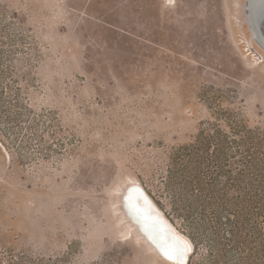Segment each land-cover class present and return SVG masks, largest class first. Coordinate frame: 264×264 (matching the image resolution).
<instances>
[{
    "label": "rangeland",
    "instance_id": "1",
    "mask_svg": "<svg viewBox=\"0 0 264 264\" xmlns=\"http://www.w3.org/2000/svg\"><path fill=\"white\" fill-rule=\"evenodd\" d=\"M256 4L0 0V264H173L126 216L131 182L190 244L185 264H240L238 216L260 260Z\"/></svg>",
    "mask_w": 264,
    "mask_h": 264
},
{
    "label": "water",
    "instance_id": "2",
    "mask_svg": "<svg viewBox=\"0 0 264 264\" xmlns=\"http://www.w3.org/2000/svg\"><path fill=\"white\" fill-rule=\"evenodd\" d=\"M255 6V17L264 35V6L260 7L257 4ZM122 204L128 219L134 223V227L145 241L164 254L169 253L170 256L178 254L175 251L179 246L178 237L171 231L170 226L154 213L153 206L142 193H138L134 199L123 198ZM162 248L164 250H161Z\"/></svg>",
    "mask_w": 264,
    "mask_h": 264
},
{
    "label": "bare ground",
    "instance_id": "3",
    "mask_svg": "<svg viewBox=\"0 0 264 264\" xmlns=\"http://www.w3.org/2000/svg\"><path fill=\"white\" fill-rule=\"evenodd\" d=\"M250 1V0H248ZM250 4V2H248ZM249 4H246V5H249ZM249 6H247V9H248ZM255 9V8H254ZM255 11V10H254ZM253 11V12H254ZM248 12V11H247ZM249 13V12H248ZM251 13V12H250ZM249 13V14H250ZM248 14V16H249ZM251 18V17H250ZM251 20V19H250ZM249 20V21H250ZM253 21V20H252ZM252 21L250 23H252ZM255 24L259 30V33L264 36L262 34V32L260 31V27H259V23L257 20H255ZM254 26V25H253ZM252 27V26H251ZM256 34V32H255ZM138 193H142L143 196L149 201V203L153 206L154 208V213L155 214H158L161 219H163L164 222H166L169 226H170V229L171 231L178 237L179 239V246L176 248V252H178V254L176 256H170L169 253L168 255L167 254H164L163 252L157 250L154 248V246L147 242L149 244V246L151 248H153L156 252H158L161 256H163L162 258H166L167 260L173 262V264H185L190 256V247H189V243L187 244L186 243V239H184V237L181 236V234H179L178 232H176L175 230L176 229H173V226L170 224L171 222L168 221V218L165 217V214L162 213V211L156 207V205L154 204L153 202V198H151V196L148 194V192L146 191V189L142 186V184L140 183H137V182H131L125 189L124 193H123V196H122V201H123V198H130V199H134L135 196L138 194ZM123 206V204H122ZM125 211V210H124ZM126 214V213H125ZM127 216V215H126ZM133 224V223H132ZM161 250H164V248H162ZM192 251V250H191ZM168 256V257H167ZM169 256L171 258H169Z\"/></svg>",
    "mask_w": 264,
    "mask_h": 264
},
{
    "label": "trees",
    "instance_id": "4",
    "mask_svg": "<svg viewBox=\"0 0 264 264\" xmlns=\"http://www.w3.org/2000/svg\"><path fill=\"white\" fill-rule=\"evenodd\" d=\"M205 217V216H204ZM201 220V218H199ZM203 224H200V227L205 231H208L207 226V222L205 220V218H203ZM235 223H231L230 225V231H229V235L231 236V244H229L231 247H234V249H236L237 253L239 254L240 257V264H252L253 259L255 258L254 255V251H251L252 248H247L248 246V238L246 236H242V232H241V227H240V218L239 216L237 217L236 221H234ZM206 225V226H205ZM257 234L261 237V240L264 241V236L261 233ZM252 237V236H251ZM246 242L247 246L244 245ZM245 248H244V246ZM256 250H257V257L258 255H261L260 260L255 264H264V248L256 246Z\"/></svg>",
    "mask_w": 264,
    "mask_h": 264
}]
</instances>
